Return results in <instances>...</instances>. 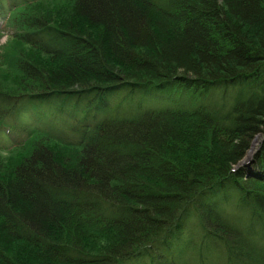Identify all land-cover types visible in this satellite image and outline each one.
Here are the masks:
<instances>
[{
    "label": "trees",
    "instance_id": "1",
    "mask_svg": "<svg viewBox=\"0 0 264 264\" xmlns=\"http://www.w3.org/2000/svg\"><path fill=\"white\" fill-rule=\"evenodd\" d=\"M4 36L0 264H264V0H0Z\"/></svg>",
    "mask_w": 264,
    "mask_h": 264
},
{
    "label": "rangeland",
    "instance_id": "2",
    "mask_svg": "<svg viewBox=\"0 0 264 264\" xmlns=\"http://www.w3.org/2000/svg\"><path fill=\"white\" fill-rule=\"evenodd\" d=\"M5 37V36H4ZM1 42H3L2 41V39H1V41H0V44H3V43H1ZM259 140H260V138H259ZM253 158V157H252ZM249 159V160H247L244 164H242V162H244V160L246 159V157L236 166V168L237 169H239V168H243L244 170H245V172L247 173V174H249V175H252V174H256V173H258V172H256L257 170H255V168H254V165H253V163H254V160L253 159Z\"/></svg>",
    "mask_w": 264,
    "mask_h": 264
},
{
    "label": "bare ground",
    "instance_id": "3",
    "mask_svg": "<svg viewBox=\"0 0 264 264\" xmlns=\"http://www.w3.org/2000/svg\"><path fill=\"white\" fill-rule=\"evenodd\" d=\"M259 144H260V140H259V138H256L253 141L252 146L247 153L246 159L244 160V162H242V164H244L247 160L251 159L254 156V154L256 153V151L258 149Z\"/></svg>",
    "mask_w": 264,
    "mask_h": 264
}]
</instances>
